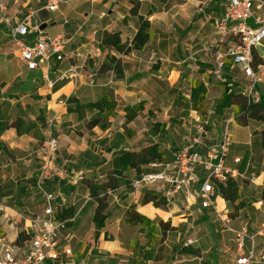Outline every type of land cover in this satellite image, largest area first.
Instances as JSON below:
<instances>
[{
	"label": "crops",
	"instance_id": "crops-1",
	"mask_svg": "<svg viewBox=\"0 0 264 264\" xmlns=\"http://www.w3.org/2000/svg\"><path fill=\"white\" fill-rule=\"evenodd\" d=\"M4 1L6 10L0 11V121L13 123L19 119L24 123L21 134L11 127L0 136L3 146L0 150V185L34 178L31 189L38 197L39 211L36 213L42 211L43 200L35 187L38 162L34 163L30 157L36 150L47 120L55 118L56 122L67 123V131L72 128L70 135L75 131L82 133L69 141L61 134L59 155L64 158L61 161L80 159L86 155L90 160L95 159L97 155L94 154H99V148L102 147L101 150L104 151L108 146L112 149L110 158L105 164H101V161L95 168L101 169L109 165V170L115 151L139 150L148 143L147 139L142 147L140 145L137 148L134 140L123 135L122 143H119L116 133H113L112 140L105 139L110 135L109 132L116 130L118 122L125 123L128 107L145 102L148 111L152 106L157 108L165 105L168 113V105L178 106L180 102L191 104L194 80L205 84L209 89V83L205 81L209 69L204 64L205 68L200 69L202 64L198 61L209 56L214 58L215 47L223 42L215 24L227 9L225 0H61L59 9L49 12L44 9L47 0ZM24 10H40L38 18L41 25L47 24L44 29L47 35L53 36L66 29L68 49H73L78 54L73 59L61 62L53 59L48 77H45L43 67L36 70L26 68L20 60L19 46L11 37L12 26L18 24L27 13L23 14ZM139 16L150 22L153 32L143 50L120 55L113 48H100L105 31H119L123 42H131L139 30ZM66 20L69 21L68 24H65ZM108 54L121 57L123 77H116L112 70H100ZM191 56H195L197 61L189 60L184 63ZM87 59L90 63L88 65L85 64ZM73 65L79 68L78 78L56 80L61 72ZM33 76L39 78L34 84L31 80ZM50 77L55 79L51 80ZM104 94L110 95L116 102L117 118H110L111 125L107 130L99 127L88 129L87 122L97 110L80 107L78 111H70L69 108L97 101ZM71 98L76 104L68 102ZM85 112H90V117L84 118ZM189 115L196 119L199 116L194 110H190ZM58 126L60 130L63 128ZM246 126L240 124V127ZM244 130L241 131V137H234L226 157V166L238 172L234 180L239 183V200L242 206L236 213H232L234 207L222 193L217 198L218 209L223 216L227 213L228 223L223 221L221 226L215 209H203L197 201L194 204L193 201L187 203L180 194L168 196L169 203L163 207H156L152 202L142 205L139 200L144 190L141 189L137 194L131 190L122 193L123 185L118 190L109 192V218L105 228L95 239L93 216L97 203L90 197L87 187V197L84 200L78 196H66L56 201L57 207H74L77 215L75 221L63 232L66 242L74 246L77 264L230 262L235 251L237 252L232 243L235 241L234 229L246 226L248 230L264 234V126L255 130V135L260 138L258 140L251 134L245 137ZM90 131L97 135L99 141L93 147L86 140ZM65 136L68 137L67 134ZM190 137L191 134L184 136L183 140ZM208 138L214 143L218 142L217 137ZM171 160L172 157L163 161ZM107 173L108 171L93 180L103 182ZM128 176L131 181L136 179L135 171L130 170ZM67 182L71 183L67 179L62 181L61 190ZM47 188L58 189L55 183H48ZM0 199L4 202L10 197L5 194ZM132 204L137 205L138 213L158 223L153 242L147 238V230L140 226H130L126 222L125 214ZM2 207L5 213L0 216V223L4 232L0 237L16 243L19 231L34 229L33 217L36 213L31 218H25L23 228L20 229L18 211L4 204ZM231 213L233 215L229 216ZM11 215L16 218L13 224H10ZM161 221L169 223V226L160 228ZM214 222L218 223L217 229H213L211 223ZM209 223L211 226L208 228ZM68 229L70 230L66 233ZM191 237L195 242L186 246V240ZM256 248L255 264H264V246L260 240L256 243L255 239ZM191 250H198V253L192 254Z\"/></svg>",
	"mask_w": 264,
	"mask_h": 264
},
{
	"label": "built area",
	"instance_id": "built-area-1",
	"mask_svg": "<svg viewBox=\"0 0 264 264\" xmlns=\"http://www.w3.org/2000/svg\"><path fill=\"white\" fill-rule=\"evenodd\" d=\"M225 1L226 12L215 24L223 42L215 47V63L209 72L224 81V69L230 64L232 73L237 69L249 81L243 95L249 102L257 103L263 98L259 89L262 77L257 75L254 56L256 47L264 41V15L260 14L264 9V0ZM60 4L61 0H47L44 9L54 12L59 9ZM3 10H6L4 0L0 1V11ZM39 11H28L18 24L12 26L10 34L19 46L20 60L26 68L36 70L43 67L45 77H48L53 59L61 62L73 59L78 54L73 49H68L66 29L53 36L45 34L40 28ZM68 22L66 20L65 24ZM189 60L197 61L195 56H191L184 63ZM79 75V68L73 65L61 72L56 80L76 79ZM54 121L55 118L48 119L47 125L53 127ZM232 143L228 124L220 141L215 143L210 141L207 131L200 125L197 135L178 146L171 161L151 163L152 167L160 169L159 172L131 181L132 192L137 194L144 185H152L160 180L167 198L180 194L187 203L193 201L194 204L197 201L203 209H215L218 216L228 223L227 213L223 216L218 209L217 198L222 193L221 186L238 176L235 169L226 166V157ZM59 151V139L51 130L38 150L39 162L35 175V187L43 200V209L34 215L35 227L31 229V238L23 245L0 237V264H77L74 246L63 237V232L75 221L77 215L65 219L57 216L59 207L56 201L64 199L61 184L69 178V169L72 168L70 160L58 163ZM48 183H55L58 189H48ZM233 232L237 254L227 264H255V235L246 226L234 229ZM247 241H251V247L246 249ZM194 242L193 239H187L185 245L189 246Z\"/></svg>",
	"mask_w": 264,
	"mask_h": 264
},
{
	"label": "trees",
	"instance_id": "trees-1",
	"mask_svg": "<svg viewBox=\"0 0 264 264\" xmlns=\"http://www.w3.org/2000/svg\"><path fill=\"white\" fill-rule=\"evenodd\" d=\"M134 13L137 11L134 9ZM139 30L131 42H123L119 31L109 32L105 31L102 36L100 48L102 50L106 48H113L120 55H128L133 51H141L145 48L148 41L152 38L153 32L150 22L143 16H139ZM255 66L258 64H264V58L255 54L254 56ZM101 71H114L116 77H123V66L121 57L117 55H107L106 60L100 67ZM223 76L224 81H221L224 85L223 89V101L219 105L222 110L224 107H235L234 113L237 121L242 125H248L251 120H255L260 123H264V98L260 102H249L243 95L242 91L236 93V87L238 83H234L232 80L233 73L230 71V64L225 69ZM236 82V81H235ZM207 100V86L197 81L192 84L191 91V107L197 111L201 117L206 115L204 109ZM69 103L75 102L74 99H68ZM76 104V102H75ZM80 107L90 108L97 110V113L93 115L87 122L88 129L99 127L102 130H107L111 125V117L117 115L116 102L110 95L104 94L97 101L89 102L84 105L76 104L75 108H69L70 111H78ZM144 110V103L140 102L133 107L126 109L125 124L132 122L138 113ZM23 120L17 119L13 123L0 121V136L2 133L14 127L17 129L18 134H21L23 127ZM163 126V128H162ZM166 125L161 123H155L150 132L152 139H148V143L139 150H127L120 149L113 153L111 160V167L108 170L107 178L103 182H97L93 179L86 181V186L89 189L90 197L96 201L97 207L93 216L95 225L94 238L99 237L100 232L105 228L106 222L109 218V192L118 190L124 185L125 191L131 190V180L128 176L130 170H134L136 173V179H140L143 175L157 172V168L151 166V163L155 161H163L165 159L162 151V146L159 141L154 139L157 135L164 136L166 132ZM263 145H264V130L262 131ZM3 148L0 139V150ZM221 192L223 197L230 202L234 211L237 212L242 206L238 200L240 198V187L238 181L229 179L226 185L221 186ZM127 193V192H125ZM126 196V195H125ZM153 203L156 207H163L169 203L168 198L165 195L158 193L155 190H144L139 203L142 205ZM239 202V203H238ZM136 204L130 205L125 214V220L130 226H140L141 229L147 230V238L150 242L154 241L156 232L158 229V223L149 219L148 217L138 213L136 211ZM75 214L74 207L58 208L57 216L61 219L72 217ZM167 216V214H164ZM160 228L165 229L169 226V223L160 222ZM31 230L19 231L16 244L23 245L31 238ZM193 253H198V250H191Z\"/></svg>",
	"mask_w": 264,
	"mask_h": 264
},
{
	"label": "rangeland",
	"instance_id": "rangeland-1",
	"mask_svg": "<svg viewBox=\"0 0 264 264\" xmlns=\"http://www.w3.org/2000/svg\"><path fill=\"white\" fill-rule=\"evenodd\" d=\"M26 12L27 11L24 10L23 14ZM260 14L264 15V9L260 11ZM255 54L264 58V41L256 47ZM88 61L89 59L86 60L85 63L86 65L90 64L88 63ZM198 62L199 64L200 63L202 64L200 69L206 67L207 69L211 70L212 65H214L215 63V58H211V56H209V58H206L205 60H199ZM203 64L206 66L203 67ZM255 67L257 69V75L262 77V81L259 86V89L264 98V64H258ZM233 75L234 77H232L231 81H234V83H238L236 87V93H238L239 91L242 92L245 91V89L248 88L249 81L244 79L243 74L238 72L237 69L233 71ZM50 78L51 80L55 79L52 77ZM38 79L39 78L37 76L31 77L33 84L36 83ZM199 79L201 80V78ZM205 81L209 83L208 86L209 89L207 90V100H206V105L204 107L206 111V115L204 117H201L199 113H198L199 115L198 119L191 117L189 115L190 110H193L191 104L189 105L180 102L178 106L168 105L167 107H169V110L167 113V110L165 109L166 108L165 105L163 107L158 106L157 108L155 106H152L151 109L146 111L147 108L146 103L143 102L144 110H141L138 113V116L132 122H130L129 124H125V123L121 124L118 122V124L116 125V130L109 132L110 135L108 136V138L105 139L107 141L108 139L112 140V138L114 137L113 133L114 134L116 133L119 143H122V135H123L125 136V138L127 137L132 141L134 140L135 141L133 142L135 144L134 146H138L137 148H140V145L142 147V144L146 143L147 139L153 138L152 136H150V132L153 128V125L159 122L162 125H166L165 129L167 133L164 136L159 134L155 136L154 139L160 142L166 160L170 159L174 151L178 148V146L184 142L183 140L184 136H188L190 134L192 136L197 135V133L199 132L200 125L207 131L208 137H212V138L217 137L218 142L220 141L221 136L227 124H228L229 133L233 135V141L235 136L237 137L242 136L241 131L243 129H245L244 130L245 137L251 134L257 140L260 139L258 138L257 135H255V130L259 127L262 128L264 126L263 124L257 123L255 120H251L248 126L244 128L240 127L239 122L235 118V113H234L235 107H224L222 110L220 109L219 105L223 101L222 91L224 89V85L222 84L221 82L222 80L220 79V77H217L215 74L209 72L205 76ZM90 114H91L90 112H85L84 118L90 117ZM115 118L117 117L115 116ZM58 125H60V127L62 126L63 128H61L60 130ZM51 130L53 131V134L58 137L60 145H61V138H60L61 134L63 137L68 139V141L69 139H73L75 135L78 134L80 136L82 135L80 131H75L73 135H70L72 128L69 131H67V123L64 122L60 123V122H56L55 120L54 126L51 128L46 123L43 127V131H41L42 134L40 141L36 144V150L34 151L32 157H30L33 159L34 163L39 162L38 150L40 148L42 141L49 136ZM65 134H67L68 137H66ZM86 140L88 145H91L92 147L98 145L99 142L97 140V135L91 131L89 132ZM210 141L212 142V139ZM101 149L102 147H100L97 152L99 154H94L97 155L95 159L90 160L88 158V155L82 156L80 159H75V158L70 159L72 168L69 169V178H67V180L71 181V183L67 182L66 186H64V188L62 189L64 198L66 196H78L81 198V200H84V198L87 197L86 181L90 179H94L108 171L109 165L104 166L101 169L95 168V166L98 163L100 164L101 161H103L101 164H105L107 159L110 158V152L112 151V149L111 148L109 149L108 146L105 147L104 151H102ZM102 154L104 155L100 157V155ZM62 159L64 158L61 155H59L58 163L61 162ZM33 165L35 166L36 164ZM157 171L159 172L160 169L158 168ZM33 179L34 178H28V179L20 180L18 182H12L11 184L7 183L5 185L4 184L0 185L1 188L0 191H2V193H0V196L7 194L10 197L8 201H4V202H2L0 199V216L5 213L2 204L10 207L13 210H17L20 219L19 221L20 229L23 228L24 225L23 223L25 218H31L34 213L39 211L38 197L34 194V190L31 189V187L33 186ZM72 185H76V186H72ZM148 187L157 191L162 195H164L165 193L160 180H157L152 185H144L142 190H148L149 189ZM121 192L125 193L128 191H125L124 188L121 189ZM238 201L242 203L240 200ZM191 208L193 209L194 206H191ZM232 213H236L234 209ZM232 213L229 216H232L233 215ZM13 216L14 215L10 216L11 217L10 224H13V222L16 219ZM219 219H220V225L223 226L222 218L219 217ZM211 224L213 225V229H217L219 227L217 222ZM211 224L208 225V228L209 226H211ZM69 230L70 229H68L66 233H68ZM248 231L252 235H255L256 243L258 240H260L262 245L264 246V234L261 235L257 233L256 230L251 231L249 229ZM3 232L4 230L1 228V223H0V234H2ZM229 233L234 237V234L232 232ZM191 239L194 240L193 237H191ZM232 243L236 246V242L234 240L232 241ZM249 247H251V241H247L246 243V249ZM236 254L237 252L235 251L234 255Z\"/></svg>",
	"mask_w": 264,
	"mask_h": 264
},
{
	"label": "water",
	"instance_id": "water-1",
	"mask_svg": "<svg viewBox=\"0 0 264 264\" xmlns=\"http://www.w3.org/2000/svg\"><path fill=\"white\" fill-rule=\"evenodd\" d=\"M46 27H47V24L44 23V24L41 25L40 28H41L42 30H44Z\"/></svg>",
	"mask_w": 264,
	"mask_h": 264
}]
</instances>
